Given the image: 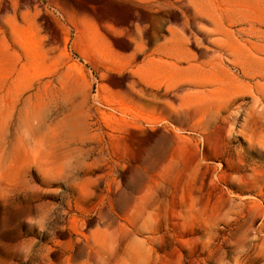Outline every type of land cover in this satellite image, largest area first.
I'll return each instance as SVG.
<instances>
[{"label":"rangeland","instance_id":"rangeland-1","mask_svg":"<svg viewBox=\"0 0 264 264\" xmlns=\"http://www.w3.org/2000/svg\"><path fill=\"white\" fill-rule=\"evenodd\" d=\"M0 264H264V0H0Z\"/></svg>","mask_w":264,"mask_h":264}]
</instances>
